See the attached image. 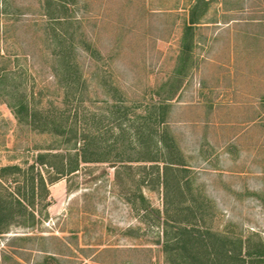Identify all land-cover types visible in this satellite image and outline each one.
<instances>
[{"label": "rangeland", "instance_id": "rangeland-1", "mask_svg": "<svg viewBox=\"0 0 264 264\" xmlns=\"http://www.w3.org/2000/svg\"><path fill=\"white\" fill-rule=\"evenodd\" d=\"M7 2L0 167L63 146L48 128L18 123L9 102L25 93L98 133L107 152L95 156L111 161L59 177L41 167L48 196L37 200L38 221L0 234V264L264 256V0ZM58 33L70 47L64 60ZM11 234L29 238L8 245Z\"/></svg>", "mask_w": 264, "mask_h": 264}, {"label": "trees", "instance_id": "trees-1", "mask_svg": "<svg viewBox=\"0 0 264 264\" xmlns=\"http://www.w3.org/2000/svg\"><path fill=\"white\" fill-rule=\"evenodd\" d=\"M2 1V6L7 10V0ZM198 20L199 18L193 14L190 23H199ZM58 35L60 36L59 41L62 44L57 46L56 55H62V60L63 58L66 59V52L64 51H68L70 47H65L68 42L66 36H63L62 33H58ZM9 105L19 124L26 123L34 129L42 128L47 130L48 128V131L63 137L65 140L62 141L63 146L57 147L54 150H40L34 156V162L25 160L24 163H13L0 167V234L3 236L15 232L12 231L13 227L21 225L33 227L37 223L38 213L35 210L37 200L39 199L43 202L48 196V183L41 171V167L49 166L56 176L59 177L68 176L78 171L81 162L111 161L110 157L95 156L98 153L107 152V150L101 152L103 148L97 141L98 133H86L77 122L75 124H68L70 120L64 112H61L59 115L56 113L52 114L49 110L36 107L35 102L29 98L28 93L22 94L16 102H9ZM125 130L123 128L121 133H125ZM161 141H164L163 137ZM115 144V142L111 145L109 144L110 148L115 147ZM123 159L120 157V161H124ZM132 160L129 158V160L125 161ZM150 160L156 161L157 159L152 158ZM167 162L170 164L178 163L175 160H168ZM165 175L164 183L167 185ZM142 198L145 199L143 194ZM46 208L47 205L44 204V209ZM158 213H160V210H158ZM47 216L48 213L46 212ZM184 230L189 232L188 229ZM28 238V235L11 234L7 237L9 241L7 244L11 245L16 240ZM202 245L208 247V243L205 241ZM239 248L242 255V243ZM231 257L234 259V264H258V261L264 262V256L262 258L252 256L253 258L250 257L251 259L248 261L235 255Z\"/></svg>", "mask_w": 264, "mask_h": 264}]
</instances>
